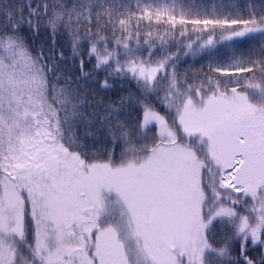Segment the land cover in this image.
Returning <instances> with one entry per match:
<instances>
[{
  "label": "snow or ice",
  "instance_id": "6c2138e0",
  "mask_svg": "<svg viewBox=\"0 0 264 264\" xmlns=\"http://www.w3.org/2000/svg\"><path fill=\"white\" fill-rule=\"evenodd\" d=\"M0 264H264V0H0Z\"/></svg>",
  "mask_w": 264,
  "mask_h": 264
},
{
  "label": "trees",
  "instance_id": "16d2710c",
  "mask_svg": "<svg viewBox=\"0 0 264 264\" xmlns=\"http://www.w3.org/2000/svg\"><path fill=\"white\" fill-rule=\"evenodd\" d=\"M252 45L250 44H242L241 45H238V49L239 51H247L248 48H250ZM222 48V51L220 53V56L223 57V58H228V56L230 55L232 49L230 48H226L224 47L223 45L221 46ZM207 63V59L206 58H202V57H196V58H187V63H182L181 67L183 69H187L193 65H195L196 68H200V67H203L205 64Z\"/></svg>",
  "mask_w": 264,
  "mask_h": 264
}]
</instances>
